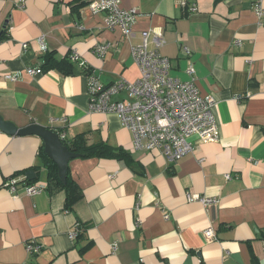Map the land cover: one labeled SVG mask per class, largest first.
<instances>
[{"label":"crops","instance_id":"1","mask_svg":"<svg viewBox=\"0 0 264 264\" xmlns=\"http://www.w3.org/2000/svg\"><path fill=\"white\" fill-rule=\"evenodd\" d=\"M90 1L0 0V117L126 155L70 160L79 198L68 210L63 190L23 191L30 170V185L46 187L41 140L0 131V264H264V19L258 24L254 0H185V7L181 0H119L121 9L138 12L129 38L104 28ZM147 31L161 33L162 46L151 35L146 47L170 60V76L189 81L191 65L200 96L215 100L217 142L194 140L193 152L174 165L157 151H135L116 115L89 111L86 76L40 70L46 53L56 61L74 54L103 85L135 82L131 48ZM101 46H108L103 57ZM12 178L22 180L16 195L5 187ZM188 193L216 203H187ZM76 224L80 237L70 240Z\"/></svg>","mask_w":264,"mask_h":264},{"label":"built area","instance_id":"2","mask_svg":"<svg viewBox=\"0 0 264 264\" xmlns=\"http://www.w3.org/2000/svg\"><path fill=\"white\" fill-rule=\"evenodd\" d=\"M181 5L186 6L185 0H181ZM88 7L93 15H104V28L118 29L125 38L132 36L137 10L121 9L119 0H91ZM188 10L195 12L196 8L192 5ZM252 12L258 24H261L264 19V0H254ZM151 35L156 47L164 44L161 33L152 34L147 31L140 34L142 44L131 48V56L139 70V78L135 82L119 80L103 85L93 73L86 76L88 109L92 113L116 115L122 127L130 132L135 151H157L168 165H174L193 152L194 140L202 143L217 142L215 100L212 96H200L193 83L194 69L191 65L186 70L189 81L181 82L170 76V60L146 47ZM38 44L46 52L43 38H39ZM26 48L27 45L23 44L22 49ZM107 49L108 46L97 47L96 52L103 57ZM184 52L188 55L187 50ZM69 60L78 68L87 69L76 55L69 56ZM27 73L34 75L35 70L27 69ZM5 78L17 80L16 75H7ZM122 94L125 99H114ZM60 139H64V136L61 135ZM20 182L22 180L12 178L5 183V187L16 195V186ZM23 191L28 196H38L45 191V186L24 185ZM185 199L187 203L199 202L203 206L216 203L213 199L190 193L185 195ZM163 218L167 220L168 216L164 214ZM79 231L76 224L69 239H77ZM203 237L207 242L214 240V230L207 228L203 231ZM27 250L29 253H37L38 247L28 245Z\"/></svg>","mask_w":264,"mask_h":264},{"label":"trees","instance_id":"3","mask_svg":"<svg viewBox=\"0 0 264 264\" xmlns=\"http://www.w3.org/2000/svg\"><path fill=\"white\" fill-rule=\"evenodd\" d=\"M4 38V32L0 35V41ZM42 72H47L49 70H55L63 76H74L77 74H81L87 76L91 73V71L87 69H80L75 64L71 63L69 60V56L64 58L61 61H56L51 53H46L43 56V63L40 67ZM62 145L67 148V150L79 156L78 159H86L89 157H112L116 159H123L126 157L125 153H122L118 149L111 148L107 145H87L86 139L84 136L78 135L70 140L61 139ZM40 159L43 162L44 167L47 170V184L46 191L53 193L58 191H64L65 198V209H70L71 206L78 200L79 194L75 191L72 186L71 180L68 178V169L66 174V184L63 185L62 182L58 179L57 176V168L56 165L49 160L44 152L43 145L39 150ZM27 171L23 172L24 175ZM36 181V180H35ZM26 185H30L34 182L23 181ZM81 232L78 234L77 238L80 237ZM262 240H264V232L262 233Z\"/></svg>","mask_w":264,"mask_h":264},{"label":"water","instance_id":"4","mask_svg":"<svg viewBox=\"0 0 264 264\" xmlns=\"http://www.w3.org/2000/svg\"><path fill=\"white\" fill-rule=\"evenodd\" d=\"M0 131L9 136H36L43 145V152L45 156L51 160L57 168L58 179L63 185L66 184V174L70 160L78 159L79 156L70 153L66 147L62 145L59 135L53 132L50 128L40 125H30L23 129H18L9 122H5L0 117ZM27 181H34L36 179L35 173L30 170L25 173Z\"/></svg>","mask_w":264,"mask_h":264}]
</instances>
